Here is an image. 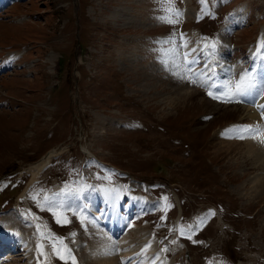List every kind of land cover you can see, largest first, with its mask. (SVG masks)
<instances>
[{
	"label": "rangeland",
	"instance_id": "374dc122",
	"mask_svg": "<svg viewBox=\"0 0 264 264\" xmlns=\"http://www.w3.org/2000/svg\"><path fill=\"white\" fill-rule=\"evenodd\" d=\"M257 33L264 42V0L0 4V219L33 256L7 247L2 264H92L88 248L105 239L86 199L71 206L80 189L102 186L92 182L156 198L126 241L112 242L116 264L121 247L144 240L172 264H264V194L238 190L264 178V143L254 159L244 138H222L252 111L208 89L218 79L236 87L252 60L261 64L247 53ZM49 149L55 156L27 189L26 169Z\"/></svg>",
	"mask_w": 264,
	"mask_h": 264
},
{
	"label": "bare ground",
	"instance_id": "6f19581e",
	"mask_svg": "<svg viewBox=\"0 0 264 264\" xmlns=\"http://www.w3.org/2000/svg\"><path fill=\"white\" fill-rule=\"evenodd\" d=\"M8 1L10 2L11 0H0V3L3 4ZM231 16L232 15H230V18ZM125 17L126 16H123V13L120 15V18H125ZM241 17H242L241 13L238 10H236L233 13V18L231 22L235 24L236 26L238 25L237 27H239L238 23L240 22ZM224 26L221 27V32L225 30ZM261 43L262 42L260 41L255 42L254 46L255 45L256 46L255 47L253 46L250 49L251 51L254 48L253 52L252 51L248 52L250 56L254 57L255 55H258L257 52L259 50ZM240 72L244 73L245 70H241ZM249 77L252 78V82L256 84V87H254L248 94L243 95V96L235 95L236 87H234V89L232 88L224 89V86L220 85L219 79L216 82L209 80L208 84L210 86H208V88L215 95L219 94V92H224L221 94L228 98L227 100L221 98L222 102L224 101L238 102L242 106H244L248 111H252L250 114L248 113L250 116H248L247 118L245 117L247 119V120L245 119L246 121H241L242 122L241 124H229V126L227 125L228 128L227 129L225 128L224 132L220 131L221 133L219 135L222 138H227V139L229 138L231 140L240 139V137H243L247 141V144L245 142L246 146L244 147L247 148L248 154L250 156H253L254 159H258L260 158V155L255 150L256 143H262V144L264 143V60L263 62H261V64H258L254 67L252 74L249 75ZM240 81L241 80L237 81L236 85L240 83ZM211 86H214V88L211 89ZM184 98L186 97L184 96ZM232 123H235V122H232ZM242 126H249L251 128V131H241V132L227 131V130L233 129L234 127H242ZM49 150H52V149H49ZM48 151H46V153ZM46 153H44L42 156H44ZM57 153H60V151H57ZM84 153L87 154L88 156H91L89 152L84 151ZM54 156H55V151L52 150L48 152L42 159H40L41 158L40 157L39 158L40 160L38 159L39 161L38 160L37 162L35 161L36 163L31 164L26 169V172L29 173V179H28L27 184H30L32 181L36 180V178L40 175L42 169L46 167L51 157H54ZM104 184H108V183H104ZM104 184L93 183L92 185H90L91 187L93 185H96V186L102 185V186H99V187L94 186L92 187L91 190L80 189L79 192H82V195L78 198V200L75 203L71 205L72 207L73 206L75 207L78 204V202L81 201L83 198L87 199L89 202L88 204L89 206H88V209L86 210L84 209V210L87 212V215L90 221V226L91 228L97 229L95 230L96 232L95 234H101L100 236L104 237L105 239L104 241L99 238L97 245H93L91 248H88L89 255L95 256V259L93 260L92 264H116L115 260L111 257V254H112L111 250L113 246V245L111 246L112 241L116 240L117 243H121L122 241L125 240L126 230L129 228L128 226L130 222L132 221V216L134 212L136 213L139 211H149L151 207L152 208L156 207V204L154 203L155 198L154 199L153 198L152 199L142 198L141 196H138V194L136 195L129 194L130 196L128 195L129 197L127 196L128 198H126L128 199L127 203H124L122 200V195H123L122 193L123 190L121 189L122 187L120 188L116 185H114L116 187H112L113 185L111 186L109 184L110 185L109 186V185H104ZM246 184H240L238 186V190L241 193L243 192V187H244L245 197H247L248 199L253 198V197L262 198L264 194V178L250 177ZM77 196L78 195L76 194V196H72V198H74L75 200ZM134 208L136 210L132 211ZM6 222L13 223L14 219L8 216L6 217ZM134 228H137V226L136 227L134 226ZM95 234H93V236H95ZM20 236L21 235L17 234L14 231V229L9 227L7 224L6 226H4L0 221V240H1L0 243H5V242L8 243V244H2V249L0 250V253H1L0 254V264H2V262L7 259L6 250H3V249H5L8 246H12L11 252L13 253H16V252L18 253V251L24 250L25 253L24 252L23 253L26 254L29 260L33 258L32 254H30L32 250L30 251V248L28 247V243L25 242L24 239L21 238ZM127 241H128V238H127ZM147 241L148 240H144V243H141L142 247H138V248L137 247L130 248L131 246L129 248L121 247L122 249L121 250L119 249L120 251L118 255L120 256V259H121V261H119L120 262L119 264H170V262H166L164 261L163 258L160 257V253L154 251L155 250L154 243L147 242ZM139 249L140 250L144 249L146 252L143 253L139 251ZM135 250H138V251H135ZM126 258H128V260H126Z\"/></svg>",
	"mask_w": 264,
	"mask_h": 264
},
{
	"label": "snow or ice",
	"instance_id": "6c2138e0",
	"mask_svg": "<svg viewBox=\"0 0 264 264\" xmlns=\"http://www.w3.org/2000/svg\"><path fill=\"white\" fill-rule=\"evenodd\" d=\"M203 3L204 0H201ZM175 15H179L178 12L175 13ZM166 22H173L171 20H166ZM254 87H256V84L252 82V78L245 75L241 77L240 83L236 85L235 95L243 96L248 94ZM217 98V97H214ZM230 132H241V131H251V128L249 126H242V127H234L233 129L227 130ZM243 138V137H240ZM59 223V219L57 220Z\"/></svg>",
	"mask_w": 264,
	"mask_h": 264
}]
</instances>
